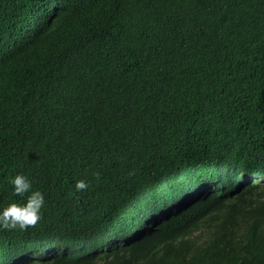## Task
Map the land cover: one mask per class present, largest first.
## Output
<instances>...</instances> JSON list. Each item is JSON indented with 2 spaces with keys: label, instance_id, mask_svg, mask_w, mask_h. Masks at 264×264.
Returning a JSON list of instances; mask_svg holds the SVG:
<instances>
[{
  "label": "trees",
  "instance_id": "16d2710c",
  "mask_svg": "<svg viewBox=\"0 0 264 264\" xmlns=\"http://www.w3.org/2000/svg\"><path fill=\"white\" fill-rule=\"evenodd\" d=\"M16 174L0 264H264V0H0V207Z\"/></svg>",
  "mask_w": 264,
  "mask_h": 264
},
{
  "label": "clouds",
  "instance_id": "9594fccd",
  "mask_svg": "<svg viewBox=\"0 0 264 264\" xmlns=\"http://www.w3.org/2000/svg\"><path fill=\"white\" fill-rule=\"evenodd\" d=\"M224 174L226 172H223ZM97 178L99 174H96ZM215 177L221 178V173L215 174ZM208 178H212L210 175ZM256 178V177H252ZM257 180L264 178L258 177ZM13 192L16 196L26 199L23 203L12 202L6 206L0 207V227L5 229H19L24 230L28 227L34 226L41 219V210L44 206V194L40 190L32 189V182L23 174H16L12 180ZM88 183L84 180H77L75 183V190L77 192L86 190ZM208 190L216 192L210 184L206 185ZM27 194V195H26ZM184 203H191L189 200H183Z\"/></svg>",
  "mask_w": 264,
  "mask_h": 264
}]
</instances>
